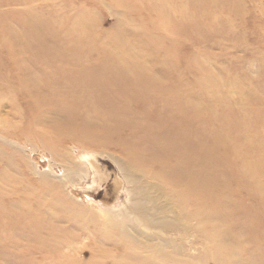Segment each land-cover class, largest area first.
Listing matches in <instances>:
<instances>
[{
	"label": "rangeland",
	"instance_id": "374dc122",
	"mask_svg": "<svg viewBox=\"0 0 264 264\" xmlns=\"http://www.w3.org/2000/svg\"><path fill=\"white\" fill-rule=\"evenodd\" d=\"M166 122L217 142L216 188L183 208L167 182L172 215L212 214L167 264H263L264 0H0V264H139L97 208L118 196L61 177L84 150L129 166Z\"/></svg>",
	"mask_w": 264,
	"mask_h": 264
},
{
	"label": "bare ground",
	"instance_id": "6f19581e",
	"mask_svg": "<svg viewBox=\"0 0 264 264\" xmlns=\"http://www.w3.org/2000/svg\"><path fill=\"white\" fill-rule=\"evenodd\" d=\"M192 124L194 123H171L169 124L170 128L167 129L166 122L162 128H150L147 141V144L153 146L150 152L143 151L147 147L146 143L142 145L137 140L126 142L131 164L124 166L119 160L112 157L118 169L116 172L102 168L96 155L84 150L79 154L78 162L75 163L76 160L72 162V166L68 169L70 172L61 177V180L65 182L62 186H79L90 178L91 181L86 184L88 187L90 186L89 188L105 190L108 199L110 196H118L113 203L103 205L97 203V208L106 226L117 230L120 235L127 239V243L132 248L146 253L144 257H138L139 264H167V259L173 261V256L177 257L185 251L184 245L193 235V226H188V223L192 222V219L204 222L212 217L207 209L205 211L202 209L204 207H201L200 203L195 205L194 213L189 214L191 217L187 216L186 213L180 214L178 211V215H172L175 211L172 213L170 210L173 207L171 202L173 204L174 197L167 196V182H171L175 187L176 185L180 186L176 189L178 196L185 198L184 202L181 203L183 208L184 205L188 204V197L191 195L195 197L196 194L198 196L200 193L199 184H201L202 179L208 178L210 190L217 186V178L205 177L210 174L202 169L200 155L202 148L203 150L207 149L208 154H206L207 159L204 168L207 172L213 171L217 142L212 139L205 144L199 129L193 131L194 137L192 139H188L186 132L191 130ZM169 156H176L179 161L178 170L173 169L172 173L167 172V158ZM132 168L138 171H133ZM137 173L141 174V182H138ZM121 194L125 197L123 200H120ZM91 203L93 202L91 201ZM209 205L210 210H212L214 205ZM189 217L192 219L188 220ZM105 230L108 231V229ZM177 233L179 237L176 235ZM218 235H220V231H218ZM177 237L183 243L179 242ZM229 240L231 241V239ZM184 253L186 255V252Z\"/></svg>",
	"mask_w": 264,
	"mask_h": 264
}]
</instances>
